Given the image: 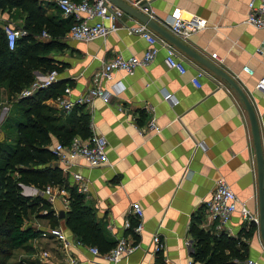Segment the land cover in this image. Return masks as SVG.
I'll return each instance as SVG.
<instances>
[{"label":"crops","instance_id":"crops-1","mask_svg":"<svg viewBox=\"0 0 264 264\" xmlns=\"http://www.w3.org/2000/svg\"><path fill=\"white\" fill-rule=\"evenodd\" d=\"M37 1L47 16L60 12L55 0ZM124 1L132 4L134 0ZM247 2L152 0L150 9L151 19L158 24L169 15H196L206 20L202 29L180 41L227 73L245 93L257 118L264 166V94L254 91L256 81L264 77V31L243 23ZM24 18L19 8L0 10V28L9 24L25 30ZM136 22L125 14L119 19L122 26ZM67 34L58 40L61 47L49 57L60 68L58 81H66L70 88L69 99L91 86L92 76L102 61L116 54L140 57L147 47L143 39L129 35L124 28L87 43L72 40ZM179 53L186 61L184 74L166 67L165 51L160 49L147 67L136 69L131 76L116 73L111 81L102 84L111 91L108 103L95 99L92 106L84 109L89 116L90 132L103 135L107 141L108 163L88 168L84 160L77 158L72 170L85 178L88 191L84 204L95 221L101 223L106 236L114 242L120 236H130L138 242L139 248L124 258L123 264H155L158 255L169 264H197L192 262L185 244L193 242L190 228L194 222L198 229L217 234L214 224L207 228L202 224L205 202L219 179L230 186L251 213L258 215L256 158L244 106L235 91L212 73L200 79L199 88L193 87L190 79L195 68L204 67ZM43 75L34 72V78ZM165 93L170 94V99H163ZM16 100L0 92V125L10 110V105L4 103ZM45 105L61 111L58 99H49ZM152 118L160 129L158 133L146 129ZM9 132L8 141L15 135L14 128ZM5 139L0 130V141ZM56 143L53 138L50 147ZM196 143L205 148L195 147ZM54 164L57 165L51 162L37 168ZM13 175L16 177V172ZM64 177L68 186L73 187L71 174ZM18 186L22 196L48 202L55 215L65 213L63 188L47 185L38 189L22 183ZM133 202L142 209L143 230L136 235L125 227L126 221L131 226L132 222L136 224L135 215L128 212ZM62 218L57 219L56 227L74 242L76 238ZM25 225L40 232L52 228L47 219L34 215L25 220ZM249 225L234 213L225 234L240 237L246 244L245 261L264 264L258 226L254 225L248 238L243 236ZM154 234L164 245L159 253L153 252ZM43 251L48 257L42 256ZM70 254L78 264H107L102 256L92 255L87 245L73 244L63 249L56 238L41 235L14 249L8 264H66Z\"/></svg>","mask_w":264,"mask_h":264},{"label":"trees","instance_id":"trees-1","mask_svg":"<svg viewBox=\"0 0 264 264\" xmlns=\"http://www.w3.org/2000/svg\"><path fill=\"white\" fill-rule=\"evenodd\" d=\"M13 7L25 14L26 34L17 39L14 49L9 50L0 28V92H6L8 97H15L27 88L34 80L35 71L46 74L60 70L49 54L61 47L58 40L65 37L72 24V19L61 18L60 12L45 15L37 0H0V10ZM43 32L47 39L41 38ZM66 86V81H57L31 97L17 99L11 111L13 116L8 115L4 121L3 129L7 134L6 139L0 141V264H8L14 249L41 234L25 225L28 217L45 218L52 228L57 226L59 218L44 199L22 196L19 183L38 189L47 185L66 188L69 206L62 219L75 238L84 245L96 247L101 254L115 245L85 206L84 196L68 186L59 166L37 168L55 162L50 147L53 138L66 145L74 136L86 138L91 133L85 107H74L61 114L45 105V101L62 96ZM12 128L15 135L8 141ZM254 228L250 224L243 236L248 238ZM190 231L193 263L241 264L246 260V244L240 237L224 232L213 234L198 229L195 222ZM155 264H164L159 255Z\"/></svg>","mask_w":264,"mask_h":264},{"label":"built area","instance_id":"built-area-1","mask_svg":"<svg viewBox=\"0 0 264 264\" xmlns=\"http://www.w3.org/2000/svg\"><path fill=\"white\" fill-rule=\"evenodd\" d=\"M55 4L64 18H71L72 24L69 27L67 36L72 40L80 42H90L96 39H104L112 32H116L120 28H124L129 35H137L143 39L147 47L140 57L124 58L120 54L114 55L108 60L101 63L100 68L92 76L91 86L86 88L81 94L74 99L67 98L69 86H66L65 93L58 98V108L65 113L70 112L74 107L83 106L89 108L95 99H100L104 103L110 101L111 91L107 90L102 84L111 81L116 73L122 76H131L138 68H145L150 65L158 51H165L164 63L168 69L175 70L179 74L186 72V61L179 51L163 37L154 33L147 25L136 22L132 26H122L119 23L122 11L114 7L107 0H55ZM152 18L151 15H149ZM243 23L254 29L264 31V0H248L246 5V13ZM159 24L166 28L173 36L179 40L185 41L192 34L202 29L206 20L190 15L187 17L167 16L159 21ZM5 35L6 44L9 50L14 49L17 39L24 36L26 31L23 29H15L9 24L2 26ZM45 32L41 34V38L47 39ZM196 72L190 79L193 87L201 86L200 79L209 76L210 72L201 67L195 68ZM244 71L251 74L247 67H243ZM238 78V77H236ZM58 81V72L51 70L43 76L34 78L32 83L16 95V99L31 97L37 91L46 89L51 84ZM118 83V82H117ZM115 83V85H117ZM254 91L264 94V77L258 79L254 85ZM163 99H170V94L165 93ZM149 110H152L151 107ZM91 126V125H90ZM146 129L158 133L160 129L152 118L146 125ZM195 147L205 148L204 145L196 143ZM107 141L103 135L91 132L86 138L74 136L71 141L66 144L56 143L51 148V152L55 157V163L59 166L63 174H71L76 193L86 195L87 183L85 178L72 170L74 160L80 158L85 161L88 168H96L108 163ZM128 212L135 215L136 224L131 226L128 221L125 227L131 229L136 235L143 230L142 209L137 202L129 205ZM45 213V211L43 212ZM234 213L246 221V223L258 226L259 218L257 214L251 213L245 203L240 201L230 186L222 179H219L211 193L209 199L204 205V223L203 228L214 224L217 233L228 231V224ZM42 237L52 236L56 238L63 249H68L71 245H81L77 239L72 242L68 240L59 227H54L48 231H42ZM151 243L154 253L163 250V242L158 234L151 237ZM189 249L191 242L185 244ZM88 251L95 256H102L107 264H123L124 258L132 254L139 248L138 242L130 236H120L115 245L105 254H101L94 246H87ZM43 257H48L46 251L42 252ZM164 264L169 261L163 258ZM66 264H78L77 259L73 255L66 256ZM173 264V263H171ZM244 264H258L257 261L247 260Z\"/></svg>","mask_w":264,"mask_h":264},{"label":"water","instance_id":"water-1","mask_svg":"<svg viewBox=\"0 0 264 264\" xmlns=\"http://www.w3.org/2000/svg\"><path fill=\"white\" fill-rule=\"evenodd\" d=\"M109 3H111L114 7L118 8L122 11L123 14L133 18L137 22H141L145 25H147L153 32H155L157 35L163 37L168 42H170L175 48L184 54L185 56L193 59L197 63H199L201 66H203L205 69H207L210 73L213 75L219 77L221 80H223L227 85L235 91V93L238 95L240 101L242 102L244 109L247 113V117L249 120V125L251 129V136H252V142L254 146L255 151V158H256V166H257V197H258V218H259V235L261 238V241L264 245V166H263V153L261 148V141H260V133H259V127L257 123V118L255 115V112L253 110V107L245 95V93L242 91V89L239 87V85L234 81L233 78H231L227 73H225L223 70H221L219 67H217L215 64L211 63L210 61L204 59L199 54H197L195 51L191 50L189 47H187L182 41H180L178 38L173 36L169 31H167L165 28H163L161 25H159L156 21L151 19L149 15H152L151 9H150V2L152 0L143 1L142 0H134L132 4H128L124 0H107ZM61 114H64V111H60ZM63 212H59V218L63 217Z\"/></svg>","mask_w":264,"mask_h":264},{"label":"rangeland","instance_id":"rangeland-1","mask_svg":"<svg viewBox=\"0 0 264 264\" xmlns=\"http://www.w3.org/2000/svg\"><path fill=\"white\" fill-rule=\"evenodd\" d=\"M14 103H15V101L14 102H11V103H4V105L6 104V105H10V110H9V112H8V114L6 115V117L3 119V121L1 122V125H0V130L2 131V132H4V133H6L7 134V130H4L3 129V126L5 125V120L8 118V115H10V116H13V113H11V111H12V108H13V105H14ZM15 116V115H14ZM63 194H64V200H65V203H66V211L68 210V206H69V204H68V195H69V192H68V190L66 189V188H64L63 187ZM65 211V212H66ZM41 212H44V210H42ZM30 218H31V216L30 217H28V219H27V221H29L30 220Z\"/></svg>","mask_w":264,"mask_h":264}]
</instances>
